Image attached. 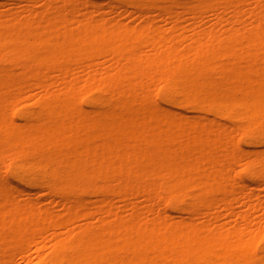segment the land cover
Instances as JSON below:
<instances>
[{
    "label": "bare ground",
    "instance_id": "bare-ground-1",
    "mask_svg": "<svg viewBox=\"0 0 264 264\" xmlns=\"http://www.w3.org/2000/svg\"><path fill=\"white\" fill-rule=\"evenodd\" d=\"M100 1L0 0V264H264V0Z\"/></svg>",
    "mask_w": 264,
    "mask_h": 264
},
{
    "label": "rangeland",
    "instance_id": "rangeland-1",
    "mask_svg": "<svg viewBox=\"0 0 264 264\" xmlns=\"http://www.w3.org/2000/svg\"><path fill=\"white\" fill-rule=\"evenodd\" d=\"M99 3H101V1L99 0ZM86 5H82L80 7V12L84 15L85 12H86ZM127 18H131L132 20H135L136 24H140L143 22L142 18H140V15L138 13H132L131 16L127 17ZM210 19H213L212 17ZM77 20L76 17H73L72 19H70L68 22L69 23H72L73 21ZM214 20V19H213ZM111 57L108 58H101L100 59V62H106L108 60H110ZM68 77L71 79H75L76 81H78L79 83L83 82L85 80V73H77L75 75H68ZM188 132H192V129L189 128L187 130ZM224 159H221V163L226 165V166H229V167H233V168H237V169H240L243 165L238 161V160H233V161H227V162H224ZM203 167H205V164L202 165ZM41 204L40 206L41 207H47L48 205H50L51 202H54L55 200L57 201L58 199H56V197H42L41 199ZM262 205H264V196L262 197ZM237 210H241V207H238ZM58 212H60V209H58ZM200 221V219H199ZM211 222L214 223V224H223L224 222H226V220L224 218H221V219H211ZM44 253V256L50 254L52 252V249L50 246L46 247L43 251ZM24 254L26 255V257L30 258L32 261H36L38 259V253L36 252L35 250V246L34 245H30L28 248H25L24 249ZM23 255V254H22ZM22 256H18L17 257V264H24V261L23 259L21 258Z\"/></svg>",
    "mask_w": 264,
    "mask_h": 264
}]
</instances>
